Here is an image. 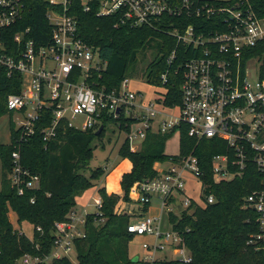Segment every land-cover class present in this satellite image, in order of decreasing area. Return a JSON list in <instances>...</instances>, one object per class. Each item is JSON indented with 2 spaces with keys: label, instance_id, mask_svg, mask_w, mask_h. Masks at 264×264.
<instances>
[{
  "label": "built area",
  "instance_id": "1",
  "mask_svg": "<svg viewBox=\"0 0 264 264\" xmlns=\"http://www.w3.org/2000/svg\"><path fill=\"white\" fill-rule=\"evenodd\" d=\"M46 18L51 35L46 45L33 39L30 29H19L25 8L20 0H0V72L17 87L9 94V113L20 117L15 123L20 139L12 153V186L23 196L40 189L41 177L23 164L21 148L45 124L41 135L50 143L67 129L88 132L100 129L105 118L127 121L126 140L132 152L135 142L149 135L183 133L196 141H222L227 151L211 162L216 184L231 182L255 165L263 180L244 202V209L258 214L259 232L250 242H264V75L263 59L251 50L264 44V17L258 16L246 0L236 3L215 0H46ZM246 4V5H245ZM96 12L97 17H117L119 24L155 27L176 40L161 76L159 97L148 104L144 95L131 90L129 78L113 92L97 91L95 74L107 62L81 36L77 10ZM18 28V30H17ZM180 64L181 68H176ZM182 73L181 103L168 106L165 84L170 75ZM121 132V131H120ZM196 148L188 155L170 156L166 167L156 164V176L134 184L129 203L119 206L131 217L128 233L150 238L144 242L139 264H194L184 234L172 217L182 218L195 203L184 195L185 180L201 184L203 170ZM191 176V177H189ZM192 179V178H191ZM156 200L161 214L150 215ZM36 200L31 199L35 204ZM101 217L103 201L93 199ZM214 196L200 204H214ZM180 205L182 210H179ZM92 203L88 204V207ZM135 207L136 211L130 210ZM130 210V211H129ZM87 209L73 211L68 220L55 224L54 245L49 254H27L16 264H56L76 251V242L87 237ZM167 212V213H166ZM165 213V214H164ZM170 219L165 222L164 216ZM181 216H180V215ZM179 215V216H176ZM103 222V220H102ZM41 232V228H37ZM131 242V243H132Z\"/></svg>",
  "mask_w": 264,
  "mask_h": 264
},
{
  "label": "trees",
  "instance_id": "2",
  "mask_svg": "<svg viewBox=\"0 0 264 264\" xmlns=\"http://www.w3.org/2000/svg\"><path fill=\"white\" fill-rule=\"evenodd\" d=\"M20 1L25 12L18 28L30 29L33 39L46 45L51 35V25L46 18L47 1ZM230 1L236 3L240 0ZM246 1L258 16L264 17V0ZM76 14L82 38L107 62L105 69L95 74L94 88L97 91L118 90L126 78L138 71L140 57L154 50L158 52L156 58L139 72L147 84L163 86L161 76L168 70L167 59L176 45L173 37L155 27L119 24L117 17L99 18L95 11L84 13L78 8ZM251 53L263 59L264 75V44L252 49ZM176 68L181 65L177 64ZM170 76L165 84L168 90L165 103L174 106L181 103L183 76L174 71ZM16 92L17 87L1 71L0 119L9 114L7 98ZM120 122V131L127 132V121L123 118ZM108 124L118 126L117 121L105 118L100 136H96L99 128L88 132L67 129L54 141L45 143L41 135L45 124L39 123L37 134L27 139L21 152L25 168L41 177L40 189L27 191L23 196L18 195L13 186L6 185L12 171V153L20 139L15 124L11 125V143L0 146L5 181L0 191V264H16L24 255L42 256L51 252L55 224L68 220L77 208V198L96 187L95 183L100 182L105 174L102 168L91 170L90 163L95 157V143L104 139ZM163 137L149 135L139 152H132L127 140L120 147L119 156L129 159L132 169L122 176V195L109 194L104 187L99 189L103 201L102 216L91 214L87 217V237L76 242L77 264H139L129 255L133 237L127 228L131 217L121 214L118 209L121 204L130 202V191L135 183L155 177L156 164L169 161L170 156L164 153ZM195 148L206 185L203 199L207 201L209 196H214L215 203L205 207L194 203L182 218L171 219L175 228L184 234L194 264H264V242H250L251 236L259 232L258 214L244 209L245 199L262 186L261 173L255 165H250L243 176L216 184L211 162L215 155L227 151L226 145L219 140H204L197 145L185 128L181 134V155H188ZM33 198L35 204L31 203ZM11 212L17 215L20 225L27 222L34 226L33 238L15 229L10 220ZM39 227L41 232L37 230ZM56 264L74 263L65 258Z\"/></svg>",
  "mask_w": 264,
  "mask_h": 264
},
{
  "label": "rangeland",
  "instance_id": "3",
  "mask_svg": "<svg viewBox=\"0 0 264 264\" xmlns=\"http://www.w3.org/2000/svg\"><path fill=\"white\" fill-rule=\"evenodd\" d=\"M227 2L229 0H215ZM158 52L157 50L150 51L146 56H141L138 63V71L134 75H131L129 79L131 80V90L135 93H141L144 95V103L148 104L150 101H154L157 99L162 93V89L151 86L146 83L145 78L139 72L140 70H145L148 65L156 58ZM19 115L17 113H9L6 116L0 119V146H6L9 144L11 139V125L15 124L19 119ZM106 136L102 141H97L95 146L97 149L95 150V157L90 163V169L95 170L97 168H102L105 170V174L102 177L100 182H96L97 185L93 189L85 192L80 200L77 198V208L78 212L82 213L86 208L87 204L92 203V206L87 208V214H94L98 211V209L93 206V197L98 198V191L100 188H106L107 193H111L116 191L115 193L121 192V178L125 173H129L131 171V161L129 159H123L119 156L120 147L125 143L127 135L125 132H120L118 127L113 124H108L106 129ZM164 144V153L168 156H177L181 154V135L180 133H175L172 136H165ZM145 141L140 140L135 142L134 146L137 152L141 151L144 146ZM162 166L166 167V163ZM90 172H88L89 175ZM191 177V176H189ZM192 178V179H191ZM190 179L185 180V191L184 195L190 199H192L195 203L200 204L203 202L204 192L202 190L201 184L198 180L191 177ZM5 181L3 180V168L2 161L0 158V191L3 188V184ZM6 185L12 186L10 178L6 180ZM98 190V191H97ZM85 195V196H84ZM79 205V206H78ZM130 210L136 211L135 207H132ZM129 210V211H130ZM167 213V212H166ZM123 214V213H122ZM129 213H127L128 215ZM150 215L158 216L161 214L159 203L156 200H153L150 206ZM165 214V213H164ZM124 215V214H123ZM180 215V214H179ZM176 215V216H179ZM181 216V215H180ZM174 217V215H173ZM170 219L169 215L164 216L165 222ZM10 220L14 225L16 230L21 231L29 238H33L34 234V226L31 224L24 222L21 225L18 223L17 215L14 212L10 213ZM144 242H152L150 238L145 237H136L134 241L130 244L129 247V255L131 258L137 259L142 258L144 256L143 243ZM133 258V259H134ZM134 259V260H135ZM71 261L74 264H77V254L76 251L71 253Z\"/></svg>",
  "mask_w": 264,
  "mask_h": 264
},
{
  "label": "crops",
  "instance_id": "4",
  "mask_svg": "<svg viewBox=\"0 0 264 264\" xmlns=\"http://www.w3.org/2000/svg\"><path fill=\"white\" fill-rule=\"evenodd\" d=\"M10 143H11V139H10V142H9V144H10ZM9 144H8V145H9ZM131 169H132V165H131ZM121 179H122V178H121ZM97 191H98V190H97ZM115 192H116V191H114V192H111V193H109V194H113V193H114V194H119V195H122V190H121V192H120V193H115ZM98 195H99V194H98ZM84 196H85V195H84ZM82 197H83V196L79 197V199H78V200H80ZM94 198H95V197H93V199H94ZM93 199H92V200H93ZM78 202H79V201H78ZM78 202H77V203H78ZM78 206H79V205H78ZM87 208H89V207H88V204H87V206H86V208H85V209H87ZM76 210H78V208H76ZM133 258H134V257H133ZM134 259H135V258H134Z\"/></svg>",
  "mask_w": 264,
  "mask_h": 264
},
{
  "label": "water",
  "instance_id": "5",
  "mask_svg": "<svg viewBox=\"0 0 264 264\" xmlns=\"http://www.w3.org/2000/svg\"><path fill=\"white\" fill-rule=\"evenodd\" d=\"M103 130H104V126H101L98 132L96 133V136H100ZM178 207H179V210L181 211L182 207L180 205H178ZM134 261L137 262V259H135Z\"/></svg>",
  "mask_w": 264,
  "mask_h": 264
}]
</instances>
